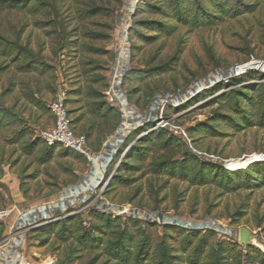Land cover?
Segmentation results:
<instances>
[{"label": "rangeland", "instance_id": "rangeland-1", "mask_svg": "<svg viewBox=\"0 0 264 264\" xmlns=\"http://www.w3.org/2000/svg\"><path fill=\"white\" fill-rule=\"evenodd\" d=\"M138 1L62 0L58 4V13L54 14L56 27L39 23L40 19L47 18L45 15L14 9L0 10L1 34L10 40H19L51 67L44 74L24 72L0 54V94L5 93L4 104L15 114L8 125L0 126V209L11 210L0 221L5 228L0 245L6 241L22 210L35 207L43 210L42 206L49 203L57 207V214L82 213L85 226L95 229L99 224L94 215L98 202L115 206L130 204L142 211V216L136 220L142 222L153 242L168 232L161 222L155 224L160 217L167 221L178 219L191 227L214 226L218 232L216 243L221 241L237 246L236 252L241 250L244 255V264H256L246 259L247 252L242 250L244 246L240 243L239 234L241 228H248L259 238L257 247L264 250V187L225 192L213 185L193 186L167 176H154L147 173L144 165L133 173L125 174L134 178L130 186L110 181L104 186L118 169L119 159L113 164L115 156L107 166L104 181L100 183L96 179L88 188L93 177L92 167L81 154L78 153L83 158L55 156L47 163L39 160L45 147L40 134L54 122L51 111L46 108H49V102L59 88L68 90V106L72 110L76 132H90V145L97 150L120 124L109 134L114 120L89 113L86 93L95 74L106 77L104 91L115 77L127 99L133 90H137L132 94V101L128 99V102L131 110L139 116L137 124L140 126L147 121L139 129L148 126L137 134L138 139L158 126L167 127L175 134L181 127L188 133L191 128L210 119L216 107L210 103L211 98L179 111L176 108L188 101L179 105L175 98L196 81L212 79L216 82H208L207 88H215L221 82L217 80L219 71L252 55L264 58V0H247L256 5L254 12L225 19L213 27L190 29L178 25L171 35L160 36L151 44L130 36L129 29L134 22ZM90 6L101 7L103 13L84 19L80 11ZM52 17L50 15L49 18ZM107 34L109 36L105 37ZM94 48H103L106 53H98ZM168 61L173 63L167 71L148 80L142 81L132 75L134 69H143L150 62ZM258 76L250 77L248 74L241 77L245 82L239 86L253 83ZM230 80L223 83L228 84ZM151 90L154 93L144 105L146 94ZM37 99L45 106L38 105ZM162 117L166 122L161 121ZM220 128L223 134L219 136L207 135L205 131H196L192 135L195 152L200 158L213 159L226 166L227 162L243 164L247 159L253 161L258 155L264 157V129L235 131L224 124ZM38 138L40 142L36 151L27 153L23 147L25 142ZM61 148L64 147L59 146L57 150ZM127 155L130 156L131 151ZM98 210L107 214L106 209ZM55 223L31 228L9 244L1 245L0 258L21 252L28 261L41 263L56 259L58 264L68 249L74 247L77 252L71 264H115L102 251L57 239L51 232L57 227ZM132 224L129 223V227L136 236L137 229ZM45 238L47 241L42 242ZM178 240L172 239L171 242L182 253Z\"/></svg>", "mask_w": 264, "mask_h": 264}, {"label": "trees", "instance_id": "trees-1", "mask_svg": "<svg viewBox=\"0 0 264 264\" xmlns=\"http://www.w3.org/2000/svg\"><path fill=\"white\" fill-rule=\"evenodd\" d=\"M62 0H0V10L14 9L27 11L34 15H42L41 25L57 26L54 14L58 13V4ZM256 5L247 0H139L130 27V36L144 44H151L160 36L171 35L178 25L190 29L213 27L225 19H235L247 13H252ZM103 13L101 7L90 6L80 11L81 17L91 19ZM105 13V12H104ZM52 15V18H49ZM49 16V17H48ZM107 34L105 37H108ZM98 53H106L103 48H94ZM0 54L16 63L21 71L47 73L51 68L46 62L30 50L19 40H10L0 32ZM173 62L148 63L143 69H134L132 75L142 81L153 78L167 71ZM260 75L253 83L239 86L243 79L232 78L228 84L221 81L215 88H207L193 96L184 105L176 108L179 111L202 100L211 98L210 103L216 104L210 119L191 128L187 133L192 148L180 134L171 132L167 127H157L145 137L137 138V134L148 126L137 129L127 137L124 146L118 151L113 164L119 159L123 149L135 140L131 147V155L126 156L118 164L110 183L130 186L134 178L125 175L141 169L144 165L147 173L154 176H167L168 178L186 181L193 186L213 185L225 192L239 190H253L264 187V161H256L248 166L239 167L241 163L230 164L227 168L213 159L204 160L195 152L193 134L196 131H205L207 135L219 136L223 134L221 125H226L235 131L248 128L264 129V74L252 72L250 77ZM107 79L104 75L95 74L87 88V108L90 114L114 122L108 131L111 134L121 122V113L110 105L104 97ZM137 90H133L135 94ZM132 93V94H133ZM154 91L146 94L144 105H147ZM220 93V94H219ZM129 94V101H132ZM218 94V95H217ZM4 95L0 94V126L8 125L15 117L11 107L4 104ZM36 103L45 106L40 99ZM69 104V98L67 100ZM138 103V102H137ZM49 110V108H46ZM51 116L52 113L50 112ZM72 117V110L69 108ZM53 117V116H52ZM73 129L74 128V119ZM78 121V118L76 119ZM26 132L23 131V134ZM76 132V130H75ZM85 134L90 143L91 133ZM40 139L27 141L23 145L27 153L36 151ZM49 147L45 144L40 153L41 163H47L55 156L82 157L77 152L61 148ZM97 149L96 151H98ZM157 152V154H153ZM83 158V157H82ZM253 160V161H254ZM238 165V166H237ZM109 183V184H110ZM112 185V184H111ZM82 213L70 216L55 223L57 226L51 232L57 239L65 243H75L93 251L102 253L115 264H244V255L236 252L233 244L217 242V230L212 228L189 229L186 226L161 223L168 232L160 240L153 242L142 222L129 216L114 217L110 213L99 212L94 208V215L99 220L95 229L85 226ZM129 223L137 229L136 236L132 234ZM155 224H159L155 222ZM2 226V225H0ZM5 231L0 228V239ZM106 235V237H105ZM182 253L171 242L178 239ZM48 238L42 240L46 242ZM247 252L246 259L252 263L264 264V250L257 246L242 248ZM77 250L68 249L65 258L58 264H71L75 259ZM95 258L93 259V261ZM93 263V262H92Z\"/></svg>", "mask_w": 264, "mask_h": 264}, {"label": "built area", "instance_id": "built-area-1", "mask_svg": "<svg viewBox=\"0 0 264 264\" xmlns=\"http://www.w3.org/2000/svg\"><path fill=\"white\" fill-rule=\"evenodd\" d=\"M119 57L120 60L121 55ZM252 72L264 74V58H258L252 55L246 60L234 64L233 66L224 71H219V78L217 80L228 81L229 79L235 77H244L248 74H251ZM208 82L214 84L216 81H213L212 79H207L204 82L196 81V83L188 90L183 91L176 98L174 97L175 100H177L176 103L181 105L182 103H185L186 101L190 100L193 96L206 89L208 87ZM104 97L110 105L114 106L121 113L122 121L116 129L115 133L112 134L102 144L101 148L98 151L92 148L85 134H78L73 129V120L71 115L69 114V106L67 103L69 93L68 90L64 88H59L54 97L49 102V108L54 120L53 126L42 131L40 134V138L47 146H62L66 149L77 152L81 154L84 158H86V160L91 164L93 173V177L90 183L87 185L88 188L96 179H99L100 183L104 181L109 162L124 146L125 141L129 136L130 132L139 129L141 126L147 124V121H145L144 124H141L140 126L137 124L136 121L139 119V116H137L136 113L131 110L126 94L123 93L116 84V77L110 83L108 88L104 91ZM161 121L166 122L163 117L161 118ZM178 128V134L185 138V140H187V142L189 143L190 148H192L191 140L189 139L186 131L181 127ZM134 142L135 140L129 143L126 147H124L119 157V163L131 151V147ZM256 161H264V157L257 159ZM112 175L113 173L104 183V186L108 184ZM95 207L100 210L106 209L105 211L107 213L112 214L114 217L129 216L132 218H140L142 216V211L132 207L130 204L115 206L110 203L98 202ZM42 209L43 210L35 207L20 211L18 217L11 226V230L6 241L1 245L9 244L12 240H16V237L20 236L22 233L26 232L31 228L55 223L72 215H75L76 213V211H74L72 213H66L64 215L57 214V207L54 205H49V203H45L42 206ZM10 213L11 210L0 209V221L5 219ZM156 220L158 223L161 222L177 224L192 229L205 228L201 225H194L191 227L181 223L178 219H174L173 221H167L166 219L160 217ZM206 228L216 229V227L214 226H207ZM0 260V264H56V259H48L41 263L28 261L25 259L24 254L21 252H16L13 256L10 257L0 258Z\"/></svg>", "mask_w": 264, "mask_h": 264}, {"label": "water", "instance_id": "water-1", "mask_svg": "<svg viewBox=\"0 0 264 264\" xmlns=\"http://www.w3.org/2000/svg\"><path fill=\"white\" fill-rule=\"evenodd\" d=\"M226 167L229 168L227 165H226ZM229 169H231V168H229ZM239 240H240V243L244 247L257 246L259 243L258 236L256 234H254L252 231H250L248 228H245V227L240 229Z\"/></svg>", "mask_w": 264, "mask_h": 264}, {"label": "bare ground", "instance_id": "bare-ground-1", "mask_svg": "<svg viewBox=\"0 0 264 264\" xmlns=\"http://www.w3.org/2000/svg\"><path fill=\"white\" fill-rule=\"evenodd\" d=\"M257 157H259V155H258ZM255 158H256V157H255ZM251 162H255V160H254V161H251V160L247 159L245 162H242L243 164H241L239 167L247 166V165H248L249 163H251Z\"/></svg>", "mask_w": 264, "mask_h": 264}]
</instances>
